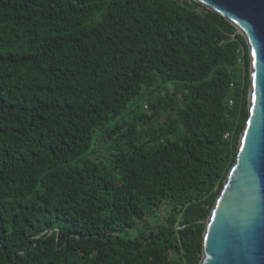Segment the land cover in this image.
<instances>
[{"label":"trees","instance_id":"trees-1","mask_svg":"<svg viewBox=\"0 0 264 264\" xmlns=\"http://www.w3.org/2000/svg\"><path fill=\"white\" fill-rule=\"evenodd\" d=\"M250 88L194 0H0V264H200Z\"/></svg>","mask_w":264,"mask_h":264},{"label":"water","instance_id":"water-1","mask_svg":"<svg viewBox=\"0 0 264 264\" xmlns=\"http://www.w3.org/2000/svg\"><path fill=\"white\" fill-rule=\"evenodd\" d=\"M224 17L250 49L249 118L206 225L200 264H264V0H194Z\"/></svg>","mask_w":264,"mask_h":264},{"label":"built area","instance_id":"built-area-1","mask_svg":"<svg viewBox=\"0 0 264 264\" xmlns=\"http://www.w3.org/2000/svg\"><path fill=\"white\" fill-rule=\"evenodd\" d=\"M230 105H233L232 101L230 102ZM145 109H148V107L145 106ZM230 137H231V135L229 133H227L226 136H225L226 139H230Z\"/></svg>","mask_w":264,"mask_h":264},{"label":"rangeland","instance_id":"rangeland-1","mask_svg":"<svg viewBox=\"0 0 264 264\" xmlns=\"http://www.w3.org/2000/svg\"><path fill=\"white\" fill-rule=\"evenodd\" d=\"M101 152L103 153V150Z\"/></svg>","mask_w":264,"mask_h":264}]
</instances>
